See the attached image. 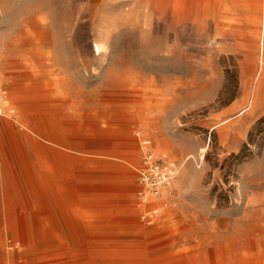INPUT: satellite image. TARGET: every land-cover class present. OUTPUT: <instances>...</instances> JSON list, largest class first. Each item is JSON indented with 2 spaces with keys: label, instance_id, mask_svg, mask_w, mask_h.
<instances>
[{
  "label": "rangeland",
  "instance_id": "374dc122",
  "mask_svg": "<svg viewBox=\"0 0 264 264\" xmlns=\"http://www.w3.org/2000/svg\"><path fill=\"white\" fill-rule=\"evenodd\" d=\"M0 87V264H264V0H0Z\"/></svg>",
  "mask_w": 264,
  "mask_h": 264
},
{
  "label": "built area",
  "instance_id": "2783aa9c",
  "mask_svg": "<svg viewBox=\"0 0 264 264\" xmlns=\"http://www.w3.org/2000/svg\"><path fill=\"white\" fill-rule=\"evenodd\" d=\"M5 98L6 89L0 87V102ZM141 144L142 153L137 168V179L145 189L158 196L173 182L176 168L165 153H156L151 149L149 140L144 139Z\"/></svg>",
  "mask_w": 264,
  "mask_h": 264
},
{
  "label": "bare ground",
  "instance_id": "6f19581e",
  "mask_svg": "<svg viewBox=\"0 0 264 264\" xmlns=\"http://www.w3.org/2000/svg\"><path fill=\"white\" fill-rule=\"evenodd\" d=\"M2 112V110L0 109V113ZM65 113V112H64ZM59 115H61V114H59ZM56 116V115H55ZM65 117V116H64ZM67 117V116H66ZM72 118H73V116H71ZM79 117V116H78ZM77 117V118H78ZM57 118V117H56ZM68 118V117H67ZM70 118V117H69ZM81 118V117H80ZM79 119V118H78ZM43 120V119H42ZM54 120H56L55 118H54ZM59 120V119H58ZM80 120V119H79ZM57 121V120H56ZM62 121H64V120H62ZM38 122V121H37ZM54 122V121H53ZM61 122V121H60ZM72 122V121H71ZM76 122V121H75ZM56 124H57V122H55ZM44 124V123H43ZM53 127V126H52ZM53 129H55L56 130V128H53ZM66 129V128H65ZM68 129V128H67ZM78 130V129H77ZM44 131V130H43ZM52 131V130H51ZM47 132V131H46ZM55 132V131H54ZM124 132V131H123ZM53 133V132H52ZM42 136V135H41ZM45 136V135H44ZM38 137H39V135H38ZM43 137V136H42ZM62 137H63V135H62ZM61 137V138H62ZM47 138V137H46ZM40 139H43V138H40ZM65 141V140H64ZM44 142V141H43ZM50 143V142H49ZM54 144V143H53ZM62 144V143H61ZM70 144V143H69ZM53 146V145H52ZM44 149H46V150H48V151H55V150H53L52 148V150L49 148V146L47 147H44ZM52 153H55V152H52ZM46 156V155H45ZM62 156V155H61ZM48 161V160H47ZM59 163V162H58ZM38 166V165H37ZM43 168L44 169H46V170H49V172H50V170H54V168L52 167V166H50V165H48V163L46 162V160H43ZM51 175V174H50ZM43 183V182H42ZM164 191H169V188H167V189H165ZM156 196V195H155ZM155 198V197H154ZM150 199V198H149ZM151 200H152V198H151ZM150 200V201H151ZM250 207V206H249ZM254 207V206H253ZM261 212V211H260ZM248 229V228H247ZM225 230V229H224ZM222 231V230H221ZM236 236V235H235ZM231 237V236H230ZM234 242V241H233ZM245 245V244H244ZM229 248V247H228ZM233 251L234 252H236L237 251V244L236 243H234L233 244ZM219 256V255H218ZM231 259V258H230ZM232 260V259H231Z\"/></svg>",
  "mask_w": 264,
  "mask_h": 264
},
{
  "label": "crops",
  "instance_id": "0c3cea01",
  "mask_svg": "<svg viewBox=\"0 0 264 264\" xmlns=\"http://www.w3.org/2000/svg\"><path fill=\"white\" fill-rule=\"evenodd\" d=\"M150 142V141H149Z\"/></svg>",
  "mask_w": 264,
  "mask_h": 264
}]
</instances>
